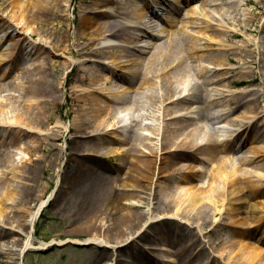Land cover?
<instances>
[{"label":"bare ground","instance_id":"bare-ground-1","mask_svg":"<svg viewBox=\"0 0 264 264\" xmlns=\"http://www.w3.org/2000/svg\"><path fill=\"white\" fill-rule=\"evenodd\" d=\"M13 1L16 3L12 5ZM93 1L91 5L90 0H80L83 6L79 8L76 32L77 41L83 40V43L78 47L68 41L67 32L55 38L44 36L41 30L34 28L41 22L48 21L50 24L55 18L63 20L68 26V10L73 0H2L0 5V93H4L0 95V143L7 139L6 134L9 133L12 134L8 139L10 145L29 133L42 135L43 140L49 143L60 139L71 126L82 128L70 141L69 153L64 155L66 166L61 184L51 200L55 214L69 220L58 237L65 233L87 237L73 245L92 251L91 264H158L160 248L153 244L169 233L186 235L189 239L187 242L182 240L172 253L173 259L166 258L165 264H264V256L259 252L264 246V211L261 210L264 208V163L256 164L264 157V103L253 109L255 101L246 100L255 91L239 93L233 101L234 108L231 105L225 107L222 93L212 94L220 95L216 100L217 103L221 101L220 106L225 111L216 116V129L208 131L202 125H195L176 141L174 137L182 130V122L185 118L192 119L177 114L170 124L165 125L164 112L168 108L161 107L162 112L159 110L158 115L152 116V122L138 133L130 129L135 119L121 117L113 123V114L106 111L101 115L100 103L109 102V99L101 97V92L85 90L78 91L83 94L74 96L77 105L71 100L76 109L71 112L68 124L64 125L61 118H56L51 129L44 132L38 129L44 119L48 122V116H42V109L50 102L56 103L58 89L64 87L76 68L72 55L80 58L77 60L79 66L93 65L98 70L91 81L99 84V91L103 92L102 86L109 73H102L107 71L104 68L106 64L99 57L109 49L110 44L107 43L112 36L121 41L115 46L118 54L108 56L109 61L115 63V69L121 72L116 77L127 85L139 78L140 84L154 86L147 96L153 97L155 102L163 104L164 99L170 100L171 96L176 98L170 102L173 107L193 102L199 93V83L192 78L184 79L191 59L205 57L209 65L199 69V77L206 84L223 86L219 85L225 79V74L221 72L224 69L221 56L228 51L224 41L238 35L230 28L231 23L238 26L242 22L243 33L248 32L246 30L255 19L254 13L246 8L250 0L197 1L209 6L210 10L205 15L209 14L216 26L206 20L187 23L191 31L199 36L210 32L209 41L195 39L191 31L182 26L179 34L165 43L163 50L158 49L164 44L158 43V40L168 32L169 27L174 26L177 18L186 16L192 20L196 14L194 8L181 18L182 12L176 7L170 10L162 4L154 11L150 4L144 3L140 9L137 7L139 24L117 25L108 10L112 0ZM152 1L158 3V0ZM171 1L175 5L183 2ZM120 3L119 13L130 18L128 2L122 5L121 0ZM14 8L19 11L17 18L21 19V24L10 20V13L15 14ZM146 10H150L151 15L143 22ZM47 14L48 18L45 17ZM133 30L142 34L135 36V43L131 44L127 39L129 31ZM32 35L37 37L35 41L30 39ZM248 40L236 50H243L249 44ZM254 42L258 44L257 51L250 50L243 55L238 53L235 59L244 63L243 71L238 74L240 77L246 78L250 73L246 71L249 64L244 58H250L251 64H258L263 69L262 83L256 92L257 97H261L264 95V36H256ZM96 43L98 47L92 49L91 46ZM186 45L190 49L187 48L182 55ZM212 46H218L219 54L207 57L204 51ZM150 49L153 53L145 61L141 55ZM54 51L60 52L59 57L67 52L72 54L62 62V65L69 66L59 83L48 76L44 67V56L54 57ZM133 52L138 53L134 59L130 58ZM251 54L255 57L251 58ZM175 55L179 56L173 57ZM19 56L23 61L19 64V73L13 76L12 81L4 82L8 73L14 70ZM170 59L175 61V65L169 71L158 68L163 61ZM235 59L227 60L231 63ZM170 72L171 76L168 75ZM198 72L196 68L195 74ZM156 78L158 80L155 81ZM181 78L179 87L177 82ZM79 80L81 83L88 81L85 77ZM231 84H241V81H232ZM201 104L202 107H196L194 111L198 121L206 119L202 110L206 105L204 101ZM20 107H23V112H20ZM238 108H242L241 117L246 122L234 131L229 127L235 120L228 121L227 115ZM250 121L251 127L258 123L257 129L261 133L257 141L262 143L249 148L247 155L239 159L240 166L237 167L222 154L242 147L246 139L242 142L241 136ZM201 135L204 142L198 140ZM43 144L41 139H37L19 146L18 153L6 149L0 151V257L3 259L0 264H24L27 251L48 246L47 243L35 246L32 239L36 221L48 203V200H42L45 190L36 195L33 186L37 164L41 160L33 157ZM120 144L125 146L117 147ZM21 153L28 158L20 157ZM17 155L19 161L15 162ZM111 158L117 159L116 167L110 166ZM7 175L10 178L5 180ZM219 181L223 184L220 188L215 185ZM174 183L176 187L172 189ZM224 216H229L234 236L247 234L250 240L248 246L242 245L236 250L231 240L222 237L216 239L217 243L212 240V235L225 226L221 223ZM242 229H245L244 232H241ZM220 242L228 246L229 251L213 256L209 249ZM167 243L174 244L173 241Z\"/></svg>","mask_w":264,"mask_h":264},{"label":"rangeland","instance_id":"rangeland-1","mask_svg":"<svg viewBox=\"0 0 264 264\" xmlns=\"http://www.w3.org/2000/svg\"><path fill=\"white\" fill-rule=\"evenodd\" d=\"M89 2V1H88ZM248 8L250 12L254 13V21L251 23V26L248 27L246 31L244 32L243 24L242 22H239L240 24L238 26H234L233 23H231L230 28L235 30L234 32H237L236 37H229L226 41H224V44L226 45V48L228 51H225L223 54L224 56H221L222 62L224 63V69L221 71L223 74H225V79L223 82H221V85L218 86L216 84L207 85L201 84V95L202 98H206L208 101V96H206L207 90H212V93H223V95H226L225 98L222 100L224 101L225 107H235V104H233V101L235 98L238 97L239 93H248V91H255L252 94H256L255 96H252V94L246 98V100L250 99L254 103L253 109L256 107H259L264 103V95L261 97H257L258 94L256 93L259 89L262 80H261V72H263V69L259 67L258 64H251L250 58H244V61L249 64L246 71H249L250 73L246 78L240 77L238 74L240 71H243L242 66L244 63H241L240 61H236V55L239 53L240 55L249 53L250 50H256L258 49L257 42L255 43V37L256 36H264V0H250L248 1ZM16 2H12L11 4H15ZM91 5H93L94 1L90 0ZM2 4V0H0V5ZM83 6V3L80 2V0H73L72 6L69 7L68 10V17L69 22L68 26L66 23L58 18H55L53 22L50 24L48 21L38 23L34 26L35 29H39L43 32L44 36L52 35L55 38H59L61 35L67 32V39L70 41V43H73L74 46H80L83 43V40L77 41V29H78V23H79V15H80V6ZM81 6V7H82ZM191 8H195L196 14L193 17L192 20H188L185 18L186 16H183L185 13H187ZM205 8V7H204ZM20 10V9H19ZM205 10H208L205 8ZM179 12H182L181 16H183L182 19L177 18L174 26L168 28V32L161 37L158 41V43L163 45H160L158 49H164L165 43L169 41L172 36H175L176 34H179L180 31L179 28L182 26H185L187 30L191 31L190 25H188V21L191 22H200V21H208L209 23H212L211 25L216 26L215 22L212 21L209 16L205 15V12L202 11V7H193L190 5H187L186 7L182 8ZM10 13V20L13 23H20L21 19L17 18L19 16V11L17 8H14V16ZM137 14V12H136ZM205 15V16H204ZM137 18V15H135ZM48 18L47 16H45ZM15 20H18L17 22H14ZM103 20V19H101ZM106 20V19H104ZM233 25V26H232ZM219 26V25H217ZM235 27V28H234ZM238 27V28H237ZM242 31V32H241ZM174 33V34H173ZM193 34V37L196 38H204L207 41H209V36L211 33L198 35L195 31H191ZM140 32L138 31H131L130 36H136L139 35ZM138 37V36H137ZM30 39L32 41H35L37 39L36 36H30ZM249 39V40H248ZM30 40V41H31ZM129 42L131 44L135 43V40L133 38L129 37ZM246 40L249 41V44L243 49V50H236L238 46L242 42H245ZM257 41V40H256ZM76 47V48H77ZM98 43L91 46L92 49L97 48ZM76 48L72 49L75 50ZM187 48L190 49V46H185V48L181 51V54L184 55ZM218 46H212L211 48L204 51V55L209 56H215V54H219V51L217 50ZM153 51V49H150L148 53L142 54V58L146 61L147 57L150 55V53ZM109 52V53H108ZM115 50L108 49L105 51L104 55L99 57L101 59L102 57L106 59L107 63H110L108 56L113 54ZM56 56L49 57L44 56V67L45 70H47L48 76L56 80L58 83L61 82V79L64 75V73L68 70L67 66L69 65H62V62H64V59L66 57H71L72 54L70 52L65 53L62 55V57H59L58 51H54ZM153 53V52H152ZM133 56L130 58H135L137 53L133 52ZM179 55H175L173 57H176ZM251 58L255 57V54H251ZM73 60L75 61L73 65L76 66V68L73 70V73L69 77V81L64 84V87L61 89H58L57 92V101L55 104H52L51 102L48 104V107L45 109H42V116L46 117L48 116V122H46V119L42 121V124L38 127V129L42 132H44L47 129H51L54 125L56 118H61V121L64 123V125L68 124L71 112L76 109V106L72 103L71 100L74 101V96L77 94H83L79 93L80 90H85V92H91L95 90V83H93L91 80H94V78L97 76V69L93 65H84L79 66L77 60H80L75 55H72ZM227 59H235V62L229 63ZM208 60H205V57L202 59H191L190 63L187 59H185L186 63H189L188 66L185 69L184 79H191L194 81H200L201 78H199V69L204 65H209ZM18 62V63H17ZM22 58L19 56L17 61L15 62L14 71L11 72L5 79L4 82L8 83L13 80L14 74H17L18 67L21 66ZM114 65V64H113ZM175 65V61L170 59L169 61H163L159 65V69L164 71H169L173 66ZM246 67V66H245ZM197 68V74H195ZM71 69V66H70ZM228 70V71H227ZM19 73V72H18ZM121 73L119 70H116L115 73H110L108 76V79L103 84V95L109 99V102L101 103L100 104V114L104 115V113L107 111L111 114H113L112 122H116L121 117H124V119H127L128 117L130 119H135L134 122H132V127L130 126V129L132 131H138L140 133L141 128H144L146 124H149L152 122V116L158 115L159 110L162 112L161 107H167L168 109L164 114L166 115L165 119L167 123L170 124V121L172 118L177 114H182L186 117H190L191 114L190 111L187 109V105L184 103V105L180 104L178 106H171L170 102L175 100V96H171V99L168 100L167 98L164 99V103L161 104L159 101H154V98L151 96H147L150 92H152L154 86L147 84H140V79L137 78L134 83H131L127 85L124 81H121L117 79L116 75ZM171 76V72L168 74ZM87 78L88 81L81 83L80 78ZM256 79L253 81V79ZM155 81L158 80L157 78L154 79ZM153 80V81H154ZM172 80H175L172 78ZM232 81H241V84L232 85ZM182 78L180 79L179 83L177 82V85L181 87ZM93 84V85H92ZM185 84V83H184ZM200 84V82H199ZM79 85L81 87H79ZM186 86V84H185ZM184 86V87H185ZM99 87L96 85V88ZM12 92V91H11ZM84 92V93H85ZM4 93H0V95H3ZM117 97H113V96ZM198 97V96H197ZM214 97V96H213ZM256 97V100H255ZM119 98L117 101H113L114 99ZM210 98V97H209ZM215 98V97H214ZM112 100V101H111ZM211 100V98H210ZM75 102V101H74ZM77 105V102H75ZM215 103V107H214ZM232 103V104H231ZM108 105V107H106ZM162 105V106H161ZM210 108L205 111V114L207 116V120H203L198 122L199 124H196V121H189L186 120L182 122L183 128L181 131H179L175 137L174 140H178L182 137H184L190 129H192L195 125H202L204 127V130L212 131L213 127L215 126L213 122L216 121L213 115V113L221 114L222 112H225L223 107L219 106L218 103L216 104V99H214L213 102L209 103ZM20 112H23V107H20ZM229 109V108H228ZM242 108L234 109L233 112L229 115H227V120H235V122H232L230 125L231 130H237L239 128V125L242 124V122H246L242 117ZM250 121V125H251ZM258 123H256L252 128L248 127L247 131L242 134L241 141L243 142L246 139V142L242 144L241 148H238L239 150L233 151V154L228 155L226 153L222 154V156L229 157L231 160V164H234L235 166L239 167V159L243 156L247 155V151L250 147L257 146L259 144L256 140V142L253 140L254 137H258L261 131H258ZM257 126V127H256ZM82 128H75V127H69L67 131L62 135L60 139L52 140L49 143L45 140H43L42 135H38L37 133H29L25 136H20L19 139H17L16 143L14 145L8 144V139L10 136H12L11 133L9 135L6 134V138L0 145V151L6 149L7 151H18L19 146H23L25 143L37 139H41L44 144L41 148H39L35 156L33 158H41L39 160V163L37 164V171L35 174V182H34V188H35V194L39 195L44 191V194L42 196V200L47 201V205L42 209L41 215L36 221L35 224V231L33 233V243L35 246L39 247V244L41 243H47L48 246L45 248H39V249H32L25 253L24 257V264H91L92 262V256L93 253L89 249H81L79 245L75 244L74 242H81L86 240L87 237H83L80 235H74L65 233L60 238L58 237L59 233L64 232L65 227L68 225V218H65L61 215H56L55 210L53 207H51V200L54 197V195L57 192L58 187L61 184V180L63 177V171L65 168V154L69 153L70 149V141L72 137L77 135V132L81 131ZM226 134V133H225ZM227 137V136H226ZM216 138V137H215ZM218 138V137H217ZM79 140H83L82 138H78ZM198 140L200 142L202 141V135L198 137ZM137 143H140V141H137ZM124 144L118 145V147L122 148L124 147ZM20 157H26L28 158V155H24V153H21ZM231 157V158H230ZM19 158L18 155L16 157L15 162H18ZM106 162V161H105ZM264 163V157L256 162L258 165H262ZM118 164L117 159L114 158L111 162V166L116 167ZM19 167V165L17 166ZM10 178V175H7L5 180H8ZM219 188L223 186L222 183L217 182L215 184ZM145 187V185H143ZM117 187V186H116ZM176 184L171 185L172 189H175ZM46 188V189H44ZM263 206H264V196L262 198ZM262 212L264 211V208H261ZM158 215H162V213H159ZM220 217V215L218 216ZM225 219L221 221L222 224H225L224 227H222L217 233L213 236L212 240L217 243V238L224 237L227 240H231L233 242V245L236 247V250L239 249L240 246L245 245L248 246L250 240L247 238V234L244 232L245 229H242L241 232H244V235L240 236H234L232 234V226L229 225L230 218L229 216H224ZM253 226H250L252 228ZM207 228L206 230H208ZM263 229V228H262ZM193 232V231H192ZM203 235V234H201ZM191 236V235H190ZM189 238L186 237V235H175V234H168L163 236V240L157 241L153 244V246L160 248V255L161 258L169 257V255L172 254V252H175V250L180 246V244L184 241H188ZM173 241V245H169L167 241ZM206 241V238L204 239ZM169 250L170 252H168ZM229 251L228 246L224 245L223 243H219L215 245L213 248L209 249L210 254L213 256H219L220 253H226ZM260 255L264 256V246L259 249ZM172 259V258H171ZM3 260L2 257H0V261ZM166 260V259H165ZM162 262V261H161ZM103 263V262H102ZM163 263V262H162ZM228 264H234V263H228Z\"/></svg>","mask_w":264,"mask_h":264}]
</instances>
